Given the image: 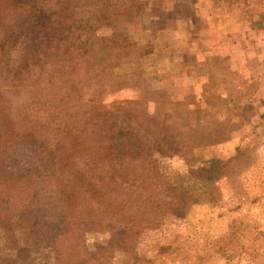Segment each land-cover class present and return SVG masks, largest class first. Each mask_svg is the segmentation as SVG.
I'll return each instance as SVG.
<instances>
[{
	"label": "rangeland",
	"instance_id": "obj_1",
	"mask_svg": "<svg viewBox=\"0 0 264 264\" xmlns=\"http://www.w3.org/2000/svg\"><path fill=\"white\" fill-rule=\"evenodd\" d=\"M34 190L58 246L19 227ZM25 246L264 264V0H0V264Z\"/></svg>",
	"mask_w": 264,
	"mask_h": 264
},
{
	"label": "trees",
	"instance_id": "obj_2",
	"mask_svg": "<svg viewBox=\"0 0 264 264\" xmlns=\"http://www.w3.org/2000/svg\"><path fill=\"white\" fill-rule=\"evenodd\" d=\"M69 163H61V169L62 172L64 169V166L68 165ZM62 181L65 180V177L61 179ZM53 180H50L49 183H51ZM18 182V179H16V183ZM102 183V190L105 189V185L107 188V184H103V180L101 178H98V183ZM55 185V184H54ZM90 185V184H89ZM97 188V187H96ZM99 188V187H98ZM60 195H62L61 192H58ZM38 192L33 191L30 193L27 198L26 202L28 203L27 210L30 212V215L32 218H36L37 212L34 208L37 206V199H38ZM50 195H52V190H50ZM61 213L59 212H51L50 217H44L40 220L35 219V223H31L27 217L24 216H18L16 215V219L19 223V227L21 228V231L26 236H31L34 240L35 246L33 249L41 247V246H58L59 242L58 239L64 234V229L68 228L65 227L61 230V224L60 219ZM31 224H35L36 231L33 232V227ZM19 230V229H18ZM33 249L31 247L25 246L24 248L18 250L16 248V253L19 251L21 253V256H19L18 259H16V264L25 263L27 262L28 258L32 255ZM14 252V251H13ZM36 254V251L34 252ZM97 254H91L90 260L96 259Z\"/></svg>",
	"mask_w": 264,
	"mask_h": 264
}]
</instances>
